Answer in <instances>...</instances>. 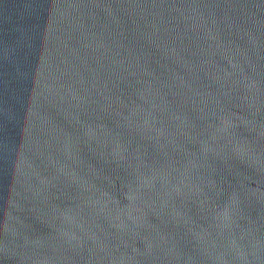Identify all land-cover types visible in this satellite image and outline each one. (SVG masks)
<instances>
[{"label":"water","instance_id":"water-1","mask_svg":"<svg viewBox=\"0 0 264 264\" xmlns=\"http://www.w3.org/2000/svg\"><path fill=\"white\" fill-rule=\"evenodd\" d=\"M0 264H264V0H0Z\"/></svg>","mask_w":264,"mask_h":264}]
</instances>
